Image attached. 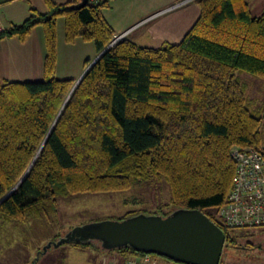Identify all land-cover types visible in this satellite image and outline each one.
Returning a JSON list of instances; mask_svg holds the SVG:
<instances>
[{
	"label": "trees",
	"instance_id": "16d2710c",
	"mask_svg": "<svg viewBox=\"0 0 264 264\" xmlns=\"http://www.w3.org/2000/svg\"><path fill=\"white\" fill-rule=\"evenodd\" d=\"M81 2L47 0L46 14L34 12L0 33V40L23 42L40 26L46 50L41 81L0 79V199L13 190L0 203V220L18 228L55 217L59 197L164 181L170 200L147 215L199 210L224 231L223 250L240 246L250 232L224 227L217 212L233 182L232 149L264 144L262 119L248 110L236 76L264 79V10L253 17L246 0H198L199 15L179 43L151 48L122 39L67 99L75 81L55 76L57 20L67 44L92 43L97 55L115 37L102 15L108 1ZM107 251L115 254L110 264L144 255L130 247ZM223 254L219 264H226Z\"/></svg>",
	"mask_w": 264,
	"mask_h": 264
},
{
	"label": "rangeland",
	"instance_id": "374dc122",
	"mask_svg": "<svg viewBox=\"0 0 264 264\" xmlns=\"http://www.w3.org/2000/svg\"><path fill=\"white\" fill-rule=\"evenodd\" d=\"M186 12L179 16L184 18L178 26L181 32L184 27L188 30L199 15V9L195 16H192L190 10ZM157 22L135 33L133 42L141 47L157 48L164 42L176 44L181 41L183 34H171V31L166 30L168 26H160L159 23L163 21ZM56 29L63 39L62 18L57 20ZM239 74L236 73V76L243 87L248 110L262 119L261 138L264 143V79L247 73ZM169 200V189L164 181L139 183L122 192L59 197L58 214L55 217L32 219L18 228L14 227V224H17L15 222L3 223L0 220V259H5L8 264H22L24 258L31 255V264H110L115 254L100 248L99 245L82 249L69 243L58 246H54L53 243H56L58 238L65 237L70 229L73 230L83 223L117 220L128 212L147 215L156 208L168 204ZM245 231L250 232V236L239 240L240 246L224 248L222 259L226 264H264V228H249ZM5 246H10L12 253L4 251ZM158 264L175 263L159 257Z\"/></svg>",
	"mask_w": 264,
	"mask_h": 264
},
{
	"label": "crops",
	"instance_id": "0c3cea01",
	"mask_svg": "<svg viewBox=\"0 0 264 264\" xmlns=\"http://www.w3.org/2000/svg\"><path fill=\"white\" fill-rule=\"evenodd\" d=\"M48 1L62 5L74 0ZM181 1L109 0L102 10V15L114 30L115 36L125 34L124 37L132 42L135 33L149 25L158 23L157 21H163L159 23L160 26H168L166 30L171 31V34H183L184 36L188 30L184 27L181 32L178 28L184 20L179 16L186 14L188 10L192 12V16H195L197 9H199L196 3L186 4L168 15H158ZM246 2L251 16L261 15L264 10V0H246ZM34 12L46 14L48 12L47 0H0V26L7 29L12 25L21 24ZM56 34L55 76L57 79H72L76 82L86 70L85 62L90 61L91 63L97 57L95 48L89 42L76 41L73 44H67L64 38L59 36L57 29ZM164 44L166 43L164 42ZM164 44L161 43L160 46ZM45 51L44 33L40 26L33 28L23 42L16 37L0 40V79L11 82L41 81L43 79ZM30 260L31 255L28 258L25 257L22 264H29ZM0 264L8 263L5 259H0Z\"/></svg>",
	"mask_w": 264,
	"mask_h": 264
},
{
	"label": "water",
	"instance_id": "95a60500",
	"mask_svg": "<svg viewBox=\"0 0 264 264\" xmlns=\"http://www.w3.org/2000/svg\"><path fill=\"white\" fill-rule=\"evenodd\" d=\"M86 4L88 0H82L80 6ZM113 45L112 42L89 64L83 75L74 83L67 99L87 70ZM12 191L0 199V203ZM91 241L99 242L105 250L130 247L143 254H157L174 263L219 264L225 233L201 211L182 209L166 217L139 214L123 220L84 224L69 231L53 245Z\"/></svg>",
	"mask_w": 264,
	"mask_h": 264
},
{
	"label": "built area",
	"instance_id": "2783aa9c",
	"mask_svg": "<svg viewBox=\"0 0 264 264\" xmlns=\"http://www.w3.org/2000/svg\"><path fill=\"white\" fill-rule=\"evenodd\" d=\"M105 1L109 0H88V3ZM197 1L182 0L158 15ZM4 30L0 26V33ZM124 36H115L112 42L115 44ZM231 158L234 163L233 182L224 205L217 212V219L226 228H264V144L258 150L233 148ZM123 264H158V259L144 254L128 258Z\"/></svg>",
	"mask_w": 264,
	"mask_h": 264
}]
</instances>
